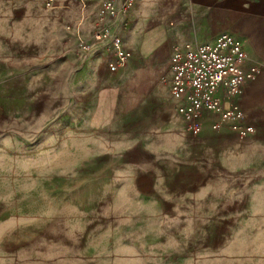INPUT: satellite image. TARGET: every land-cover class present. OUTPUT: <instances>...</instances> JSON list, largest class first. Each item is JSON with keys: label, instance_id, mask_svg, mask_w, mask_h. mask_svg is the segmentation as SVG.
<instances>
[{"label": "rangeland", "instance_id": "1", "mask_svg": "<svg viewBox=\"0 0 264 264\" xmlns=\"http://www.w3.org/2000/svg\"><path fill=\"white\" fill-rule=\"evenodd\" d=\"M163 1L179 4L181 37L190 39L193 25L205 18L193 0H142L138 7L149 10L143 26L114 22L113 34L123 36L129 27L140 30L157 21ZM229 2L264 17V0ZM57 4L47 12L57 11L60 0ZM37 10L46 11L44 0L37 1ZM53 19L52 40L45 26L31 33L53 44L40 48L38 59L22 61L20 80L5 82L9 88L16 85L15 91H8L16 95L4 99L11 121L0 128V264H264V213L256 223L230 226L219 251L207 257L186 253L179 226L152 225L128 216L133 209L127 210L120 192L124 178L119 170L141 167L140 161L127 157L134 148L163 151V130L157 120L146 118L149 108L143 102L123 103L112 128H89L96 86H142L127 71L106 83L92 80L90 70L78 69V56L89 51L82 54L76 45L79 40L90 42L96 18L85 29L76 15L53 13ZM18 111L22 117L15 123L13 113ZM131 112L140 117L134 137L126 132ZM161 228L164 235L154 231Z\"/></svg>", "mask_w": 264, "mask_h": 264}, {"label": "crops", "instance_id": "2", "mask_svg": "<svg viewBox=\"0 0 264 264\" xmlns=\"http://www.w3.org/2000/svg\"><path fill=\"white\" fill-rule=\"evenodd\" d=\"M37 1L0 0V128L5 127L7 120L11 121L4 99L7 94L16 95L8 92L15 91L16 85L9 88L5 82L20 80L22 61L38 59V50L53 44L47 39L38 40L31 33L37 32L38 26H45L52 40L53 13L61 17L76 15L79 27L85 29L97 17L104 0H94L85 7L77 0H60L61 5L55 12L38 11ZM208 1L193 0L194 6L205 12V18L200 25H193L190 39L181 37L184 28L182 17L178 18L179 4L163 1L157 8V21L140 30L131 31L129 27L119 36L131 53L126 66L111 72L108 64L112 55L108 44L91 41L89 52L83 58L78 56L77 60L78 69L84 73L83 70H90L91 79L96 82L108 83L115 74L126 75L124 71H127L141 84V88L135 89H115L110 84L96 86L91 94L93 107L88 126L93 130L112 128L115 120H120L118 113L123 103L143 102L148 106L146 118L150 116V120L160 123L164 148L156 153L150 146H142L128 153V158L141 162L140 168L119 170L124 178L123 192H120L124 194L127 210L133 209L128 216L132 214L129 217L152 225L179 226L184 250L199 252L194 253L199 257L219 251L217 248L230 226L256 223L255 219L264 213V197L261 196L264 193V17L260 13H246L240 6L231 7L230 0ZM141 2L136 0L128 15L118 17L115 22L129 24L131 28L142 27L149 10L138 7ZM23 32L28 36L23 37ZM222 33L235 36L247 52V65L259 69L256 78L246 84L242 94L234 100L244 114L243 123L254 129L246 139L238 138L227 125L212 130L211 124L218 122L212 115L206 116L202 132L193 135L175 113L170 98L171 55L185 43H208ZM17 89L19 95L21 84ZM133 97L142 99L136 101ZM125 98L131 99L126 101ZM21 117L18 111L13 113L12 119L20 123ZM126 121V132L134 137L140 117L131 112ZM154 231L164 235L162 228Z\"/></svg>", "mask_w": 264, "mask_h": 264}, {"label": "built area", "instance_id": "3", "mask_svg": "<svg viewBox=\"0 0 264 264\" xmlns=\"http://www.w3.org/2000/svg\"><path fill=\"white\" fill-rule=\"evenodd\" d=\"M94 0H77L83 7ZM136 0H104L97 13L92 43H107L111 51L108 69L116 72L131 58L119 36L113 34V24L118 17L126 16ZM57 0H44V9L54 11ZM91 42L77 43L82 54L91 48ZM248 56L241 42L233 35L222 33L211 42L185 43L170 57V79L168 89L175 113L181 117L193 135L202 132L207 115L215 116L217 123L211 124L216 131L220 125L240 139H246L254 129L243 123L244 114L234 102L249 82L259 73L254 65H247Z\"/></svg>", "mask_w": 264, "mask_h": 264}]
</instances>
